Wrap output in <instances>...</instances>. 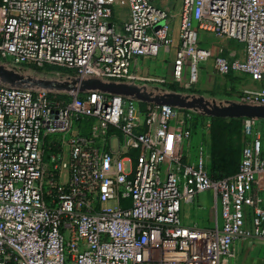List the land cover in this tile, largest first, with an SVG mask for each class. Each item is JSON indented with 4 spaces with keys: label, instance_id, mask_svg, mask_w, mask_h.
<instances>
[{
    "label": "built area",
    "instance_id": "2783aa9c",
    "mask_svg": "<svg viewBox=\"0 0 264 264\" xmlns=\"http://www.w3.org/2000/svg\"><path fill=\"white\" fill-rule=\"evenodd\" d=\"M117 1L0 0V64L25 76L17 67L71 70L51 84L162 81L137 62L167 52L169 14L158 0H125L119 23ZM176 1L173 77L187 68L190 88L211 58L218 74L234 70L262 84L235 101L264 104V0ZM206 32L236 39L243 57L212 52ZM181 112L102 91L0 82V264H238V242L264 239L263 119L241 118L238 169L213 180L203 146L193 162L181 157L191 138L189 127L179 128ZM46 137L62 155H44ZM207 191L213 221L183 224L182 204Z\"/></svg>",
    "mask_w": 264,
    "mask_h": 264
},
{
    "label": "crops",
    "instance_id": "0c3cea01",
    "mask_svg": "<svg viewBox=\"0 0 264 264\" xmlns=\"http://www.w3.org/2000/svg\"><path fill=\"white\" fill-rule=\"evenodd\" d=\"M168 0H158L157 4L164 8ZM162 3V5L160 4ZM178 5L176 12L172 16H169V25H170V36H171V44L168 46L167 52H160V54L153 58H139L138 59V67L140 71L145 76H148L152 79H161L162 81L150 80L146 81L139 86L142 90H144L149 95H166V94H179L185 96L187 94H193L196 97L203 98L206 102L214 105H227L231 103L232 100L229 98L226 100V75H219L215 71L212 63V59L206 60L200 66V76L199 81L194 84L195 93H190L185 89V83L188 80L187 68H185L180 79H176L173 77V60L175 58V52L178 46L179 38H178V14H179V4L176 1L173 4L174 6ZM115 10V8H114ZM113 10L114 19L121 23L123 21L119 20ZM127 10V6H126ZM127 18V13H126ZM125 18V20H126ZM202 43L204 46L210 48L212 52H216L218 48H222L225 54H229L230 56L234 54L236 57H243V46L242 53H238L237 50H229L226 48V38H224L223 44L218 43L214 44V42L210 41L213 39L214 35L210 32L202 33ZM229 39V38H228ZM242 76V75H241ZM243 80L245 82L239 86L240 90L243 87H260L262 84L260 82H256L253 80H249L247 77L243 76ZM247 83V85H245ZM147 103V102H143ZM153 104V103H150ZM182 112L180 115V119H182L181 127H189L193 132L191 134V138L186 140L181 145V157L184 161L193 162L196 158L197 150L200 146H203L205 149V143L207 144L208 140V132L205 133V142L202 141V129L199 127L200 125H193L191 122L194 120L195 114L203 115L191 108H181ZM189 112L190 117L186 118L185 113ZM206 116V115H205ZM228 119V118H227ZM178 123H172V129L177 130ZM209 141V140H208ZM207 150V149H206ZM208 154L209 151L207 150ZM209 160V159H208ZM212 194L211 192H202L198 195L196 204L192 203H184L181 208V220L185 225H196V226H207L213 221L214 211L212 209ZM237 259L239 258V264H245L244 262L249 261L252 257L256 259H260L264 262V239H254V240H246L240 241L236 245ZM261 257L263 259H261ZM262 264V263H260Z\"/></svg>",
    "mask_w": 264,
    "mask_h": 264
},
{
    "label": "water",
    "instance_id": "95a60500",
    "mask_svg": "<svg viewBox=\"0 0 264 264\" xmlns=\"http://www.w3.org/2000/svg\"><path fill=\"white\" fill-rule=\"evenodd\" d=\"M0 82L12 85L39 86L55 90L102 91L109 94L133 97L140 102L153 103L155 105H170L178 108H191L203 115L219 118H243L252 117L264 120V104L242 103L232 100L227 105H214L206 102L201 97L193 94L185 96L179 94L149 95L135 84H126L114 81H104L99 78L71 77V83L51 84L33 76H25L13 69L0 64Z\"/></svg>",
    "mask_w": 264,
    "mask_h": 264
},
{
    "label": "rangeland",
    "instance_id": "374dc122",
    "mask_svg": "<svg viewBox=\"0 0 264 264\" xmlns=\"http://www.w3.org/2000/svg\"><path fill=\"white\" fill-rule=\"evenodd\" d=\"M175 2H176V0H168L166 5L164 6V9L167 11L169 16H172L178 8V5L174 6L175 8H173V4ZM160 4L162 5V3H160ZM126 13H127V10H126L125 0H118L117 5L115 6V10H114L115 16L119 20L124 21L126 18ZM210 41L211 42L213 41L214 44H218V43L223 44L224 38L214 36L213 39ZM239 44L240 43L236 39L226 38V48L229 50H237V52L241 54L242 53V47ZM2 61H3V59L0 57V63ZM17 69H20L21 72H24L25 74H27L29 76L44 78V79H46V82L55 81L58 79V77L64 76L65 74H69L68 70L61 69V68H60L61 70H59V69L57 70L55 68L48 69L46 72L32 68L31 66H27V68L17 67ZM225 75H226V100L228 98L230 100H236V94H238V92H240L246 88H251L248 86L243 87L241 90L239 88V86L245 82V80H243V78H244L243 76L247 77L249 80H252L248 75H246L242 72L234 71V70H229ZM199 80L200 79H198V81ZM245 85H247V83ZM202 116H204V118H202ZM211 118H212L211 116H205V115L200 116L199 115L198 117H196V122H194V120L191 122L193 125H200L199 127L202 129V132H208L207 134H208V140L209 141L207 140V144L205 143L206 149L209 152L217 149L218 143H217L215 134H213V130L215 127L214 124L216 121L217 122H223L226 125L228 124V125L232 126V128L234 129L233 131L235 133V136L240 143V145H239V156H240L241 144H242L243 139H244V133H243V128H242L241 118H232L231 121H229L227 118H222V119H217V120L214 119L213 121H211ZM207 119H208V122L206 121ZM54 141H56L55 137H49L46 139L48 146L44 145V155H46V153L48 152V149L50 150V152L54 151V152H59L61 155L63 154L61 146L57 143H53ZM49 144L54 145V146H52V150L49 148ZM256 258H259V257H256ZM256 258L252 257L249 261H246L244 263L245 264H260V263L264 264V262H262L260 259H256ZM261 259H263V258L261 257ZM239 261H240V259L238 258L237 259L238 264H239Z\"/></svg>",
    "mask_w": 264,
    "mask_h": 264
},
{
    "label": "trees",
    "instance_id": "16d2710c",
    "mask_svg": "<svg viewBox=\"0 0 264 264\" xmlns=\"http://www.w3.org/2000/svg\"><path fill=\"white\" fill-rule=\"evenodd\" d=\"M32 68L38 69V70H42V71H47L48 69H65L63 67H59L56 65H46L43 68L42 67H38L35 65H29ZM61 68V69H60ZM68 70V69H65ZM69 74H71V70H68ZM186 91L190 92V93H195V88H194V84L190 86V88H186ZM240 94V92H238V94H236V97ZM200 114H195L194 116V122H196V117H198ZM201 116V115H200ZM202 118H204V116H202ZM214 119H222L219 117H212L211 121H213ZM229 121L232 120V118H228ZM91 121V119L89 120H85V128H88L87 123H89ZM216 124V125H215ZM214 124V130H213V134H215L216 136V140H217V149L209 152V160L207 163V172L208 175L210 176L211 179L213 180H219L222 179L224 177L227 176H231L233 175L237 169H238V164H239V160H240V156H239V141L237 140L235 133H234V129L232 128V126L230 125H226L223 122H215ZM258 124L261 126V129L263 131L264 134V120H260L258 121ZM195 126V125H194ZM85 131V130H84ZM192 130H191V134H192ZM49 137H46L44 139V145L48 146L46 139ZM246 138L244 135V139L243 142L241 144V151H242V147L244 145ZM202 141L205 142V133H202ZM50 145V144H49ZM54 146V145H53ZM51 150H52V144H51ZM49 149L48 152L46 153V156L49 153ZM52 152V151H51Z\"/></svg>",
    "mask_w": 264,
    "mask_h": 264
}]
</instances>
